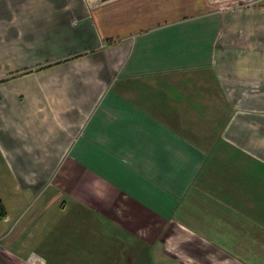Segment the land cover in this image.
Here are the masks:
<instances>
[{
    "label": "crops",
    "instance_id": "crops-1",
    "mask_svg": "<svg viewBox=\"0 0 264 264\" xmlns=\"http://www.w3.org/2000/svg\"><path fill=\"white\" fill-rule=\"evenodd\" d=\"M0 199V264H47L35 230L55 264H264V0H0Z\"/></svg>",
    "mask_w": 264,
    "mask_h": 264
},
{
    "label": "rangeland",
    "instance_id": "rangeland-1",
    "mask_svg": "<svg viewBox=\"0 0 264 264\" xmlns=\"http://www.w3.org/2000/svg\"><path fill=\"white\" fill-rule=\"evenodd\" d=\"M41 201H42V199L39 201H36L35 204L33 205L32 209L30 210V212H33L37 208V206L40 205ZM56 226H60L59 223L53 224L52 227H56ZM34 234H35V237L32 240H30V242L28 241L31 244H28L27 246H29V247L26 249L34 251L35 253H37L41 257H43V256L46 257L48 259L47 264H55L51 260V257L48 255V253L43 250L44 248L41 247L42 245L38 246V243L36 242L37 240H41V242L43 244L44 240L47 241L50 239V241L53 244L51 253H59L58 238H56V236H55V230H53V232H51L50 235H49V233H47L48 235L47 234L44 235V233L39 232V230H35ZM0 254H4V253L1 252V250H0ZM4 256H6V254H4ZM0 261H1V259H0Z\"/></svg>",
    "mask_w": 264,
    "mask_h": 264
},
{
    "label": "trees",
    "instance_id": "trees-1",
    "mask_svg": "<svg viewBox=\"0 0 264 264\" xmlns=\"http://www.w3.org/2000/svg\"><path fill=\"white\" fill-rule=\"evenodd\" d=\"M6 216V210H5V207L0 199V222L1 220H3Z\"/></svg>",
    "mask_w": 264,
    "mask_h": 264
},
{
    "label": "built area",
    "instance_id": "built-area-1",
    "mask_svg": "<svg viewBox=\"0 0 264 264\" xmlns=\"http://www.w3.org/2000/svg\"><path fill=\"white\" fill-rule=\"evenodd\" d=\"M34 258H35V256L34 255H31L29 259H31V262H33L34 261Z\"/></svg>",
    "mask_w": 264,
    "mask_h": 264
}]
</instances>
